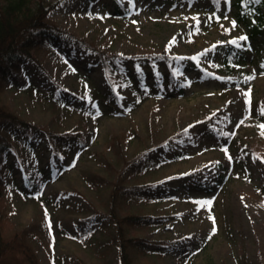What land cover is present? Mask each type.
Returning a JSON list of instances; mask_svg holds the SVG:
<instances>
[{
  "label": "rangeland",
  "instance_id": "obj_1",
  "mask_svg": "<svg viewBox=\"0 0 264 264\" xmlns=\"http://www.w3.org/2000/svg\"><path fill=\"white\" fill-rule=\"evenodd\" d=\"M27 1L35 8L40 0ZM43 1L57 3L48 19L127 57L123 70L111 73L120 102L107 100L99 57L82 47L70 60L49 48L38 52L62 88L54 94L34 64L15 74L6 88L11 105L54 135H75L63 138L61 157L46 133L15 139L4 168L6 233L32 228L42 264H120L107 195L122 172L128 185L158 182L157 194L172 195L124 205L163 217L136 235L179 240L148 244L138 252L140 264H264V197L257 199L264 115L245 118L248 100L264 105V38L251 39L234 20L233 0H225L219 17L210 0ZM229 48L236 52L232 71L224 63ZM162 55L179 58L168 63ZM171 70L173 86L141 98L143 86ZM64 95L69 102L61 104ZM143 155L160 164L136 173L123 168Z\"/></svg>",
  "mask_w": 264,
  "mask_h": 264
},
{
  "label": "trees",
  "instance_id": "obj_2",
  "mask_svg": "<svg viewBox=\"0 0 264 264\" xmlns=\"http://www.w3.org/2000/svg\"><path fill=\"white\" fill-rule=\"evenodd\" d=\"M210 1L213 5L212 14L219 17L221 9L227 2L225 0ZM56 6L57 3L55 2L48 4L43 0H40L35 8L31 7L27 0L8 3L0 0V264H42L34 242L36 236L32 228H16L11 233H6V223L10 217L3 198L6 186L4 168L8 154L17 150L15 139L21 135L35 136L46 133L49 139L48 146L52 148V153L61 157L67 148L63 143V138L75 135L72 132H67V135H54L52 131L45 127L28 121L11 105L6 95V88L10 83H13L15 74L24 71L30 63L34 64L38 71L43 72L53 82L55 89L49 93L54 94L56 89L62 88L40 61L37 55L38 52L41 49L49 48L57 51L66 60H70L72 51L74 52L77 50L76 48L82 47V49L94 52L99 57L98 59L106 73L105 79L110 85L105 93L107 100L120 102L119 94L114 90L115 86L111 73L112 71H122L123 61L127 57L120 53L105 51L94 42L68 31L48 19L51 11ZM263 6L264 0L232 1L231 14L234 20L245 27L251 39L259 36L264 38ZM123 11L127 14L128 10L124 8ZM235 54L236 52L232 48L227 49L224 53V63H226L229 71L233 70L232 57ZM161 58L167 60L168 63H172L179 57L162 55ZM175 75V71L171 70L168 78L156 79L152 84L143 86V90L147 91H143L144 94L141 95V98L154 91L162 94L166 87L173 86ZM70 95L75 96L74 94ZM67 102H69V97L64 95L59 103L66 104ZM245 104L246 119L255 118L256 120V118H261L264 115V105L261 101H255L254 103V101L248 100ZM85 138L83 134V144L86 145ZM159 144L165 146L167 142ZM242 153V150H240L237 155L242 156ZM159 161L161 160L156 156L148 158L143 155L132 160H126L123 168L132 169V173L142 172L149 166L160 164ZM121 173L115 181L110 183V191L107 195L110 203L109 214L114 224L113 227H115L112 240L118 248L120 264H140L137 261L138 252L145 249L148 244L171 245L177 244L179 240H151L146 236L136 235L137 228L161 223L163 217L126 212L124 205L131 199L170 198L172 195L168 193L157 194L154 189L159 185L158 182L128 185L126 178ZM260 188L258 200L264 197V185Z\"/></svg>",
  "mask_w": 264,
  "mask_h": 264
},
{
  "label": "snow or ice",
  "instance_id": "obj_3",
  "mask_svg": "<svg viewBox=\"0 0 264 264\" xmlns=\"http://www.w3.org/2000/svg\"><path fill=\"white\" fill-rule=\"evenodd\" d=\"M233 26H235V22H233ZM241 40H246L247 38L246 37H241L240 38ZM232 43H236L235 41H232ZM254 77H251V76H249V77H247L246 79H249V80H251V79H253ZM225 151H227L226 149H225ZM229 159H231V157H229ZM203 204H208V205H210L211 203H212V201H205V202H202ZM213 219V222H214V217L212 218Z\"/></svg>",
  "mask_w": 264,
  "mask_h": 264
}]
</instances>
